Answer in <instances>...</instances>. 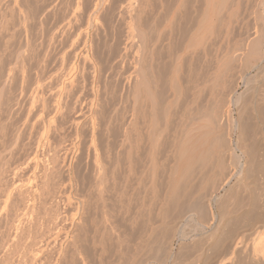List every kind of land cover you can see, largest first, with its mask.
I'll list each match as a JSON object with an SVG mask.
<instances>
[{
    "label": "rangeland",
    "instance_id": "1",
    "mask_svg": "<svg viewBox=\"0 0 264 264\" xmlns=\"http://www.w3.org/2000/svg\"><path fill=\"white\" fill-rule=\"evenodd\" d=\"M13 1L14 0H0V129H1L0 130V150L2 149L4 150V151L2 150V152L4 153H0V156L3 154L0 157V164L2 165L4 163L2 165V168L0 169L2 170L4 168L3 166H5L6 169L8 168L7 170L3 169L7 173L5 172L2 173L0 171V175L4 174L3 176H0V181L2 180V178H4L5 180V181L2 180V182H0V187H2L0 189L1 208L5 207V206L3 207L2 201L5 198L4 196V194L6 193L5 190H7L8 187H10V189L8 190H12L15 184L17 186L21 184L22 186L24 185V187L26 188V184L30 185L31 181L37 179V177H39L37 180H35L37 182L33 181L34 183L32 182V185L38 183V186H40L41 185L40 183L45 181L44 179H43L44 181H41V179L43 178V174H44L43 165L45 164L46 166L47 164L44 172L49 171L48 168H52V167L54 168H52L53 171L50 169V173L52 172L53 174L52 173L50 174L48 172L46 175V177L50 175L51 178L49 176L48 177L49 179H48V178H45L44 176L47 183L46 182H44L45 184L42 183L44 186L41 187L42 186L41 185L40 187L43 189L41 190V188H38L40 189L38 190V192L44 191L43 197L45 199L42 198V195H43L42 192L41 193L39 192L41 197H39L40 196L39 195L37 199L42 198L44 201L42 202V200L40 199H38L40 201H38L37 199L35 200L37 205L41 204V202L43 203L41 204V206L46 204V202L51 203V204H49L48 206V203H47L46 204L47 207L45 205L42 206L43 208L45 207L46 210L45 208L43 210V208H41L40 205H38L40 209L36 207L37 205H35V208L33 209H35L36 215L38 213V216L35 215L37 217L38 222H36V224L35 223L33 224V228L30 227L29 232L28 230L23 232L24 231L23 230L22 231L23 233L20 232V235L22 237L20 235L18 237L17 236L19 234L18 233L17 235L15 234V236H17L15 238L14 224L10 225L11 223H9L10 221L9 217L12 222V219L14 218L13 214L16 213L15 212L16 210L17 212L18 211L20 212V213L18 212V214L20 215H23L26 212L27 215L25 214L23 216L19 215L20 217L27 216L26 217L27 219L31 216L30 210H29L30 212L26 210L27 208L24 209L25 212H23L24 210H22L24 206H26L27 204L26 202L28 199H25L26 202L24 203L22 202L23 203L22 204L20 199L18 201L19 196H17L16 194H13L12 197L9 199L10 200L9 203L7 202L8 204H6V207H5L6 209L4 208L6 212H4L3 209L2 210L0 209V212H2V214L0 213V235H1L0 244H2V246H5V247L12 246V249L13 250L15 249L13 251L14 254L12 253V255H14V258H16L17 256L19 257L21 255L20 258L24 260V259H28L30 255L35 253L36 250L34 249H36V245L40 246L45 240V239L43 240V238H47L48 235L49 236L51 235V239H50L51 244H52L51 247L54 244L55 245L57 244L56 245L57 247L58 245H60L58 243H61V244L63 243L62 244L63 246L62 255L63 256L61 255L59 257L57 264H84V263L85 264H134L133 261H136L135 260L136 258L138 260L135 262V264L137 263L138 264H186V263L187 264H203L204 262L206 264L207 263L208 264H219V263L222 264L221 262H219L222 256H228V253L230 255V252L232 251L233 248H237V249L239 248L241 251H244L245 248H247L246 250H249L250 248L252 249L253 243L257 241V238L262 234L261 232L264 233V221H263L264 220V212H263L264 210V206H263L264 205V201H263L264 200V197H263L264 196V131H262L261 128L257 129V132L255 130L256 132L255 136L257 137L255 138L257 139V141L255 142V146H254L255 148L253 147V151L255 152L256 158L253 157V161H251L253 163V166L252 164H250V166L252 167L250 168L249 166L248 168L249 171L248 170L246 171V175H248L247 180L250 181L249 182L251 184L250 187L252 186L250 188V193L251 191H253L251 194L254 200L256 201V202L254 201V206H256L255 208L257 209L256 211H254L255 212L254 214L248 213V215L249 214L250 215L249 216L246 215L247 213L244 210H246L247 205L244 206L245 201H241V198H243L242 196L243 193H241V191L237 193V191L234 189L235 191L233 190L234 191L233 193L232 190L231 191L229 190L230 191L229 194H231L232 197L235 196V199L236 198L239 199L238 196L242 194L239 200L240 206L237 205L239 201L236 199V201H238L236 203L234 200V197L233 199H230V204H229V201H228L229 194L227 193L229 191L227 189H229L231 185L234 184L232 182H235L238 176V173L234 172L235 170H233L231 172L233 176L231 174L230 176H228L231 179L228 181V184H226L223 188L220 189L219 187L220 183L218 184L217 182L223 178L222 176L220 178L218 177L216 181L217 183L215 184L216 187H214V185L212 186L214 187V190L213 188L212 189L210 188L212 192L209 191L210 189H207V191L211 192L214 197L222 196L224 195V193L227 194L225 195L227 196V198L224 197L225 200L226 199L227 200L224 201V203H223L224 199L222 200L223 204L221 203V206L223 207L221 208V211L224 213L228 222L225 221L226 223L224 222L222 225L223 227H221L222 229H220L222 231V234L220 235V239H217L220 244L216 242L218 243L217 245L216 243H214L215 244L214 246L211 245L213 247L210 246V248H207L209 250H206L203 260H201L200 262L197 261L196 255H198V253L203 249V246H202L203 241H199L197 236H194L195 233L197 232H194L193 234H191L189 238L181 240L179 237V234H177L178 232H174V231L172 232L169 229V233H168V229L163 228V225L160 224L161 222H165L164 217L165 218L172 217L171 215H169L171 210L170 211L168 210L169 211L168 212L166 211L167 209H164L165 210L164 211L162 208L164 207L162 205V203H164L162 199L164 198L163 196H165L162 194H164L165 193L164 191H166L164 187L167 188L166 186L167 181L165 182V180H167L168 178H165V177L171 173L170 170L175 166V164L173 163L175 160L174 159L175 157H173L175 155L173 154V149L175 147H176L175 149H177V146H175V144L179 143L178 142L179 139H177L179 137L177 136L178 135L180 136L181 129L179 128H182L180 127L182 125H179L182 122V118L179 117L180 115H182L181 114L182 112L180 113V111L183 110L182 96L180 94L181 89H182L181 86L183 87L185 83V79L188 78L187 74L189 73V70L187 69L189 68L191 70L190 72L194 73L193 70L197 68V61L194 64V62H192L194 60H192L191 61L192 63H191L189 59H186L184 57L183 59L185 61L182 59L176 62V59L174 58L173 55H175V57L178 56L180 49L183 48L184 44L188 41V37L190 38V35H192V33L198 27L196 24L197 22L199 23V21L201 22L200 19L203 18L202 15H204L205 13V11L203 10H205L208 6L207 4H205L207 3L206 0H144V1L142 0V2L144 3L141 2L143 5L141 4L142 9L141 8L140 9L143 10V12L140 10L142 13L138 12L140 13V15L137 14L140 17L135 18L137 21L134 20V22L137 23L135 24V26L138 25L136 28L140 32L138 33V30L136 29L137 31L135 30V34L132 35L134 37L130 35V38L127 36L129 35V33L131 34L130 31L129 33H127L128 30H130V28L127 29L128 27H126L129 24L127 22L128 20H126L128 19V16L124 14L122 15L123 17L122 18L119 13H118L119 15L116 14L117 13L116 11H118V9L116 10L117 5L121 0L119 1L118 0H110V1L105 0L104 2L106 3L103 2V6L100 7V8L103 7V9L99 8L100 11L97 10L98 11L97 17L100 15L99 18L101 19L100 20L101 22H100L98 18L97 22L99 21V23H96L97 25L92 23L93 21L92 17L96 15L94 11H92L94 8L93 3L95 4L96 2L95 0H85V1L79 0L81 2H79L78 0H63V1L61 0L59 1L58 0H55V1L46 0L45 1L44 0L45 2L43 0L42 1L41 0H31L30 2H28L29 0L28 1L25 0L24 3H23L24 0L22 1L20 0L22 3L20 2L18 3L15 1L13 2ZM252 1L254 3H252ZM71 3L72 5H70ZM77 3L80 4L79 5L80 7L78 6ZM41 4L44 7L47 5V8L42 7ZM41 7L42 9L44 8L43 10H45L44 14H42L43 10L41 9ZM76 7H79V8H76ZM216 7H219V12H216V14L214 15L212 29L220 28L222 29V33L228 29L233 34L237 33V35H234L235 37L238 36L237 38H243L251 31L253 32L252 29H254V27H257L256 24H258L259 21H264V0H256V1L255 0H216ZM23 10H25L24 11L25 15L23 14ZM40 11L42 12L41 13L42 16L40 14ZM46 11H48L47 12L48 15L51 13H54L51 11H55V15H54L55 17L52 15L53 18L50 19L51 15H49L48 17L50 21L49 20L46 21L45 19H48L46 18V15H45ZM69 11H72L71 13L76 12L78 14V15L75 14L76 16L75 20L72 18L74 21L72 20L73 22L71 24L74 27L68 30L69 33L67 31L64 32L66 34L68 33L70 37L66 36L65 34H63L62 36H59L58 38L60 40H57L58 39L57 38L55 39L56 44L55 43L54 44L52 43L53 45L51 44L53 47L51 45L48 46L52 49L48 48L46 46V43H44V42H48V39H47L48 36L45 37L47 35V32L46 34L43 33L45 29H43L42 27H46V31H47L49 28L48 26L53 22L51 20L57 19L58 17L61 19V17L63 15L65 16V14L70 15L71 13L69 14L68 13ZM26 12L29 15V17L27 16ZM56 14L58 16H56ZM24 16H26L27 18ZM217 16L219 18H217ZM42 17H44L45 19ZM39 18H40V21L38 20ZM44 20L46 21V23L41 24V22L43 23ZM26 22H27V25H25ZM125 23H128V24H125ZM45 24L48 26H46ZM20 26H22V28L24 27L25 30L24 28L22 29ZM157 26L159 27L157 28ZM37 27L41 28L42 33L39 31L40 28H37ZM193 28H194V31H193ZM245 28H246V31H245ZM38 32L41 33L42 36ZM77 32H79L78 34H80L79 35L80 37L78 36V34H76ZM25 35H29L28 40L30 41L27 42L25 40L26 39ZM75 35H76V38H75ZM136 35L138 36L135 37ZM40 36L41 37L44 36L42 39L44 38L47 39V41L46 39H44L43 41L45 46H43V43L41 42L42 39H39ZM61 38L66 41V44H63L65 43L64 41L63 43L61 42L62 41ZM71 38H73L74 40L73 39L71 40ZM186 38L187 40H185ZM70 40L72 42H76L77 44L72 43ZM21 41L24 43H21ZM25 41H26V46H25ZM183 41L185 42L183 43ZM57 42L61 43V45ZM27 43H30V45H27ZM37 44H39V46ZM62 44L64 45V47L65 45H68L66 47V50H63L65 48L64 47L62 48L63 46ZM81 44L82 46H80ZM7 47L9 48L10 51L8 50ZM43 47H46L45 50L49 49L48 51L49 54L47 51H44ZM137 49H138V52H137ZM52 50L54 51V53ZM83 50L84 51L86 50L88 52L90 50L88 54L89 61L86 59H83L84 57L81 56L86 53L85 52L81 54ZM62 51L63 52L65 51L64 53L66 57L63 55L64 53ZM66 51L67 53H69V55H67ZM43 52L45 54H48L47 56L49 58L45 57V54L43 55ZM171 53L172 55H170ZM61 55L63 58L61 57ZM43 56L46 58L45 60H43L42 58ZM67 57H68V60H67ZM72 57L74 58V60L72 59ZM140 59L142 61H140ZM42 60H43V64H42ZM70 60L71 61L73 60L74 63L69 62ZM44 61H46L47 63H45ZM94 61L96 64L94 63ZM190 64H192V66ZM73 65L75 67L73 70V73H75L73 85L72 87L69 86L71 89L68 87V91L66 90L68 93L66 91L65 92L63 91L64 96L60 93L59 97L61 99L62 106L60 105L59 112L56 114L57 116H55L57 118L54 117V120H53L54 122L51 123L52 129L50 127L48 130V127H47L48 117L45 116V111L51 112L52 114L54 113V110H53L54 108L52 109V107H54L57 97L53 101V98H54L53 92L55 94L58 92L59 87L61 89L60 83L63 79L67 77V74H69L70 72L69 70H71ZM175 65H177L176 67L178 69L175 68ZM78 70H80V72ZM10 72L11 74H9ZM41 73L43 77H41L42 76ZM52 73L53 75H55L54 73H56L55 77L52 76ZM251 73H255V69H252ZM192 75L193 74H190V78L192 77ZM23 77L26 78L25 81ZM37 77H39V79H43L41 80L40 84L38 80H36ZM45 79H46V82H45ZM22 80H23V84H22ZM173 80L174 82H172ZM57 81H59L60 83ZM175 82H176V87L174 86ZM56 83H58L57 84L58 86L56 85ZM21 84L24 86L25 84L28 85V88L27 86L25 88L23 86V89H22ZM33 84L41 85V93H39L40 98L37 97V99H35L37 103H35L34 101L32 102L30 99L31 93L29 91L33 89V86H34ZM188 85H189L188 87H190L189 96L191 98L193 81H190ZM36 86L37 85H35V87ZM55 87L58 89H55ZM78 88L80 91L78 90ZM23 90H26V92ZM176 90L177 92H175ZM28 92H29V95H28ZM69 93L73 95H70ZM16 97H17V100L19 99L18 101L15 99ZM201 99L202 98L198 100L200 101ZM15 101L17 102L16 104H15ZM6 102L10 105L12 104L11 107L10 105L8 106ZM203 102L204 101L202 99L200 104L198 102L199 105L196 104L193 106L195 107L201 106L202 108ZM42 104L43 105L45 104L44 105L45 108L47 107L46 109H43L44 110L43 113L41 111L42 110L41 108H43ZM193 106H191L192 108L189 107L190 108L188 109L190 110L189 112L194 110L195 107ZM163 109H165L166 113L164 112ZM5 110L6 112L7 111L8 112L6 113ZM198 110H200V108H197V109L195 108V110L192 111V113L190 114L193 115V113ZM29 111L32 115L29 113ZM261 111L259 112L260 113L259 119H260V125L261 127H263L262 129L264 130V109H262ZM17 112L18 114H16ZM39 112L41 113L39 114ZM25 116H26V119H24ZM40 116L42 117L44 116V118ZM89 117H91L92 126L89 125L90 124ZM46 118H47V121H46ZM22 120L27 121V123L24 121L25 123L24 125ZM36 121L38 124L35 123ZM44 121L46 122L45 124L46 126L42 125L43 123H45ZM20 123L22 126H20ZM93 123L94 125L95 124L96 125L94 126ZM183 123L184 122H182L181 124ZM29 124L30 125L34 124V125L30 126ZM92 127L93 128L95 127L94 128L95 130L91 129ZM18 128L19 129L21 128L20 134L18 133L17 135L16 133L14 137V134L18 130ZM45 130H47V132H45ZM17 136H19V138H17ZM40 136L42 138H40ZM234 137L235 136L233 135V138ZM38 138H40L39 139L40 141L38 140ZM175 138L178 141L172 140ZM6 139L8 140V142ZM2 140L5 145L2 143ZM15 144L16 146H14ZM1 145L5 146L6 148L9 145V147L7 148L9 151L5 150L4 149L5 147L2 148ZM34 145L36 146V148H34L35 147ZM10 146H12V148H10ZM171 147H173L172 150H171ZM174 153H176V150L174 151ZM52 154H53V158L51 157ZM44 157L46 160L48 158L50 159L46 161ZM51 158L53 159V161L54 160L55 161L51 162L52 161ZM28 160L30 161V163ZM34 161H35V166H34ZM37 162L38 164H36ZM31 165H33L34 168ZM36 166L38 167V170ZM40 166L42 167L43 170L39 169ZM99 166L100 168L102 166L101 170ZM19 167H20V170H19ZM96 169L100 171V178L103 181L100 187H99V184L97 186L99 188L102 187L100 190L99 188L96 187L98 183L97 182L98 172L96 175ZM13 170L16 173L13 172ZM38 171H40V173L42 172L43 174L42 173L40 174ZM167 171L168 172L170 171V172L168 173ZM251 171H253L254 175H252ZM37 172L38 174H36ZM13 173L14 175H12ZM32 176L33 178L31 180L30 178ZM34 176L36 178H34ZM16 177L19 181H17ZM251 177H252V180H251ZM9 178L11 180L13 179L12 184H9L11 181ZM28 181H30V184ZM5 183L8 184V186L5 185ZM2 185L4 186V188ZM28 185L27 187H29ZM235 193L238 194V196L234 195ZM47 196H50L51 199ZM244 197H245V194H244ZM256 197L260 199H257ZM261 197H263V199ZM46 198H49V199H46ZM12 199L13 200L15 199V201H13ZM225 202H227L230 206ZM52 203L54 205L53 207H52ZM55 204L57 206H55ZM235 204L237 206H235ZM232 205L237 208H233ZM227 206L229 209L227 208ZM238 206L243 209H240ZM50 207H52L53 210L52 209L51 210L53 212L44 213L47 210L51 211ZM36 208L38 212H36ZM159 208H162L160 209V211L162 210L163 212H166V214L168 212L167 214L168 216L166 215L160 216V213L163 214V212L162 211L158 212ZM232 210H233V213H232ZM58 211H59V214H58ZM173 212L171 213L175 214V212L174 213ZM4 213H6L7 215L5 214L4 216ZM28 213H30L29 216H28ZM51 213L52 215L54 214L55 216H57V219H58V220L56 219L55 222H53V224L55 223L56 225L55 227L53 225L46 224V223H49L47 222V220L50 217H52ZM45 214H47L48 219L46 220V222H43L42 221L43 217L45 219L47 218L45 217L46 216ZM48 214L50 217L48 216ZM239 214H241V217ZM204 215L206 214L202 212V216L204 218L202 216H201V219H200V216L198 217L200 220L199 222H201L202 224L207 223L208 221L207 220L204 223L202 222L206 219L205 217H207V215L206 216ZM149 217L151 218L149 219ZM161 217L163 218V220H160ZM256 217H258L259 219ZM16 219L17 220L13 222L15 224H17L16 222L18 221V218ZM230 219H232V221L233 220L234 221L239 220V221L232 222ZM5 220H7L8 222H5ZM48 221H50V223L52 224L51 220H48ZM215 221H214V224H215ZM151 223L153 225H151ZM159 224L164 230L161 229ZM191 224H193L194 226V223L191 222ZM5 226H8L9 230L8 228H6L7 230L4 229ZM47 226H50L49 228L51 229H49ZM45 228H48V230H51L49 231L51 234H48L49 232L48 230H45ZM52 228H55L53 229L54 232ZM225 228H227V230ZM43 229L44 231H42ZM149 229H151V231L153 230L152 232L155 233V236L153 233L154 238L152 237V235L148 233L150 231ZM4 231L5 232L8 231V233L9 231L12 232L13 234L9 233V236L11 235L13 236L6 238L7 237L6 234L8 233H5ZM45 231H47L48 233H46ZM55 232H57V234H55ZM42 233L43 235L46 234L44 235L45 237L42 235ZM52 233H54V235H52ZM142 233H144L145 235ZM56 235L59 237L56 238L57 237ZM2 236H3V239H2ZM148 236L149 238H147ZM146 238H147V241H145V243L148 241H151L150 243L152 242L154 243V244L152 243V247H154L153 248L154 250L161 248L158 250L159 254L156 253L157 250L154 251L152 247L150 249V254H149V250L145 252L147 248H150L149 245H151V244L143 243V241ZM168 238L171 239L170 252L171 254H173L172 259L167 258L168 255H165L163 253L164 245L163 246L159 245L160 247L157 246V242L159 240L160 241L158 243H161V240H166V241L170 240ZM192 238H195L196 240ZM52 239H55L54 242ZM140 239H142V242ZM154 239H156L155 240L156 243ZM70 242L73 244H70ZM7 243L8 245L9 244L10 245L8 246ZM163 243L164 242H162L161 244ZM221 243L222 245L223 244L224 245L222 246ZM11 244L15 246L13 247V245ZM140 244H142V247L144 246L143 249ZM143 244H145L146 247ZM55 245L53 246V248H54V251L56 252ZM53 248L49 250L51 253L49 252V254L45 255V259L47 258L46 259L47 262H51V260L53 262V260L57 258V255L55 256V254L57 253H55L52 250ZM57 250H58V247H57ZM143 251L145 252V254H148V257L149 256L150 257L149 258L145 256L142 257V255H145V254H142ZM140 252L142 253L140 254ZM139 254L141 256L136 257ZM54 256L55 258L53 259ZM161 257L164 258V262L162 261L163 259Z\"/></svg>",
    "mask_w": 264,
    "mask_h": 264
},
{
    "label": "bare ground",
    "instance_id": "2",
    "mask_svg": "<svg viewBox=\"0 0 264 264\" xmlns=\"http://www.w3.org/2000/svg\"><path fill=\"white\" fill-rule=\"evenodd\" d=\"M15 2H20V3H22L20 0H14ZM13 1V2H14ZM28 1V0H27ZM27 1H26V3H27ZM31 0H29L28 2H30ZM42 1V0H41ZM44 1V0H43ZM46 1V0H45ZM44 1V2H45ZM52 1V0H51ZM53 1H55V0H53ZM59 1V0H58ZM61 1H63V0H61ZM79 1V0H78ZM77 1V2H78ZM85 1V0H84ZM96 2H95V4L93 3V5H94V8H93V10L92 11H94V13L96 14H94L93 12V14L95 15L94 17H92L93 18V21H92V23L93 24H96V23H99V21L101 20L99 17H100V15L97 17V10H99V8L101 7V6H103V2L105 1V0H95ZM108 1H110V0H108ZM119 1V0H118ZM117 1V2H118ZM123 1V2H122ZM144 1V0H143ZM256 1V0H255ZM25 2V0L23 1V3ZM48 2V1H47ZM75 2V1H74ZM79 2H81V1H79ZM78 2V3H79ZM94 2V1H93ZM99 2V3H98ZM115 2V1H114ZM142 0H121L119 3H118V5H117V8H116V10L118 9V11H116L115 9V11L117 12L116 14L117 15H121V17H122V15H127L128 16V19H126V20H128L127 22L129 23H125V24H128V26H126V27H128L127 29H129L130 28V30H128V32L127 33H129V31L131 32V34L129 33V35H127L129 38H130V35L132 36L133 34H135V30L137 29L136 27L138 26H135V24H137V23H135L134 22V20L135 21H137L135 18H139L140 16H138L137 14H139L140 15V13H138V12H143V10H141L142 8V6H141V4L142 3H144V2H142ZM206 2L207 3H205V4H207L208 6H207V8L205 9V10H203V11H205V13H204V15H202V17H200V18H202V19H200L201 20V22L199 21V23L197 22V28L195 29V31H194V28H193V33H192V35H190V38L188 37V41L184 44V46H183V48H181L180 49V51H179V54H178V56L177 57H175V55H173L174 56V58L176 59V62H178V61H180V60H182L184 57L186 58V59H189L190 60V62L192 61V60H194V61H192V62H194V64L196 63V61H197V68L195 69V70H193L194 71V73H192V72H190L191 70L188 68L187 70H189V73L187 74L188 75V78H186L185 79V83H184V85H183V87L181 86V96H182V102H183V104H182V106H183V110L182 111H180V113L182 114V115H180L179 117L180 118H182V122H184L183 124H179V125H182V126H180V127H182V128H179V129H181V132H180V136L178 135L177 137H179V138H177V139H179V141L175 138V139H172V140H175V141H178L179 143L177 144H175L174 142V144H175V146H177V149H173V154H175L173 157H175L174 159V164H175V166L170 170L171 171V173L170 174H166L167 176L165 177V178H168L167 180H165V182L167 181V184H166V186H167V188H165L164 187V189H166V191H164L165 193L164 194H162V195H165V196H163L164 198L162 199L163 201H164V203H162V205L164 206V207H166V208H164V207H162V205H161V207L163 208V210L164 209H167L166 211H170L171 210V212H175V214H172L171 212V214L169 213V215H171L170 217L171 218H165L164 217V220H165V222H158V223H160V224H162L163 225V228H165V229H168V233H169V229H170V231H174V232H178L177 234H179V237H180V239L182 240H184V239H186V238H189V236L191 235V234H193L194 232H197V233H195V235L194 236H197V238H198V240L199 241H203V249L201 250V248H200V252L198 253V255H196L197 256V261H201V260H203V257L205 256V253H206V250H209V249H207V248H210V246L211 245H215L214 243H216V242H218V240L217 239H220V235L222 234V231L220 230V229H222L221 227H223L222 225H223V223L226 221V222H228L227 221V219H226V217H225V215H224V213L221 211V208L223 207V206H221V203H222V200H223V203H224V201H226L225 200V198L224 197H226L227 198V196H225V195H227V194H225L224 193V195H222V196H219V197H214L213 196V194L211 193L212 192V188H213V190H214V187H216L215 186V184L218 182V184L220 183V185H219V187H220V189L221 188H223L226 184H228V181L231 179L230 177H228V176H230V174L232 175V171L233 170H235L234 172H237L238 173V176H237V178H236V181L235 182H232V183H234V184H232L231 185V187L229 188V189H227L228 191L230 190H236L237 191V193H239V191H241V193H243V198H241V195L240 196H238V194H234V195H236V196H238L239 197V199H237L238 201L240 200V198H241V201H245V204H244V206H246V210H244L247 214V216H249L248 215V213H255L254 211H256V209L257 208H255L256 206H254V198H253V196H252V192L253 191H251V193H250V188L252 187H250V181H248L247 180V176L248 175H246V171L248 170V168H249V166H250V164H252V166H253V163L251 162V161H253V157H255L256 158V156H255V152L253 151V147L255 146V142L257 141V137L255 136L256 134V132H257V129H259V128H261V130L262 131H264L262 128L263 127H261V125H260V119H259V112L262 110V109H264V21H259L258 22V24H256L257 25V27H254V29H252L253 30V32L251 31L250 33H248L246 36H244L243 38H237L238 36H234V35H237V33L236 34H233L232 32H230L228 29V31L226 30L225 32H223L222 33V29H212V23H213V18H214V15L216 14V12H219V7H216V0H206ZM50 3V2H49ZM58 3V2H57ZM63 3V2H62ZM76 3V2H75ZM77 3V4H78ZM84 3V2H83ZM104 3H106V2H104ZM108 3V2H107ZM111 3V2H110ZM116 3V2H115ZM252 3H254L253 1H252ZM17 4V3H16ZM29 4H31V3H29ZM52 4V3H51ZM54 4V3H53ZM56 4V3H55ZM149 4V3H148ZM26 5V4H25ZM42 5V4H41ZM44 5H46V4H44ZM68 5V4H67ZM70 5H72V3L70 4ZM80 4H78V6H79ZM105 5H107V4H105ZM143 5V4H142ZM249 5V4H248ZM17 6V5H16ZM19 6V5H18ZM27 6V5H26ZM31 6V5H30ZM36 6V5H35ZM64 6V5H63ZM75 6V5H74ZM83 6V5H82ZM81 6V7H82ZM89 6V5H88ZM87 6V7H88ZM115 6H116V4H115ZM220 6V5H219ZM21 7V6H20ZM42 7H44L43 5H42ZM42 7H41V9H42ZM46 8H47V5L45 6ZM44 7V8H45ZM54 7V6H53ZM80 7V6H79ZM79 7H76V8H79ZM85 7V6H84ZM144 7V6H143ZM181 7V6H180ZM233 7V6H232ZM247 7V6H246ZM251 7V6H250ZM26 8V7H25ZM43 8V9H44ZM57 8V7H56ZM68 8V7H67ZM141 8V9H140ZM205 8V7H204ZM33 9V8H32ZM36 9V8H35ZM42 9V10H43ZM70 9V8H69ZM68 9V10H69ZM100 9H103V7L102 8H100ZM40 10V9H39ZM41 10V11H42ZM51 10H52V8H51ZM86 10V9H85ZM141 10V11H140ZM152 10V9H151ZM164 10V9H163ZM227 10V9H226ZM24 11L25 10H23V14H24ZM30 11V10H29ZM35 11V10H34ZM37 11V10H36ZM40 11V14L42 13V14H44V11L45 10H43L42 12ZM100 11V10H99ZM114 11V12H115ZM220 11H221V9H220ZM236 11V10H235ZM48 11H46V13H47ZM51 12H54V13H51V14H49V15H55V11H51ZM72 11H69L68 13L70 14ZM141 12V13H142ZM21 13V12H20ZM28 13H30V12H28ZM45 13V15H46V18H48V19H45L44 17H42V18H44L46 21L47 20H49V15H48V13L46 14ZM64 13H66V12H64ZM119 13V14H118ZM148 13V12H147ZM241 13V12H240ZM244 13V12H243ZM23 14H21V15H23ZM26 14H27V12H26ZM42 14H41V16H42ZM75 14H77L76 12L74 13H71L70 15H67V14H65V16L63 15L62 17H61V19L59 18H57V19H54V20H51V21H53L49 26L48 25H46V26H48L47 28H48V30L46 31V27H42V25H41V27L43 28V29H45V31L43 32V33H45L46 34V32H47V35L45 36V37H47L48 36V42H44V43H46V46L48 47V46H50L52 43L54 44L55 43V39H57L59 36H62L63 34H65L66 36H69L70 37V35L68 34L69 33V29L71 28H73L74 26L71 24L74 20H75ZM155 14V13H154ZM164 14V13H163ZM183 14V13H182ZM203 14V13H202ZM219 14V13H218ZM25 15V14H24ZM78 15V14H77ZM242 15V14H241ZM19 16V15H18ZM27 16L29 17V15L27 14ZM31 16V15H30ZM44 16V15H43ZM50 16V19H52L53 18V16L51 17ZM56 16H58L57 14H56ZM90 16V15H89ZM138 16V17H137ZM24 17H26V16H24ZM32 17V16H31ZM37 17V16H36ZM55 17V16H54ZM119 17V16H118ZM125 17V16H124ZM19 18V17H18ZM27 18V17H26ZM74 20H73V19ZM91 18V19H92ZM98 18H99V21L97 22V20H98ZM123 18V17H122ZM181 18V17H180ZM217 18H219L218 16H217ZM35 19V18H34ZM141 19V18H140ZM233 19V18H232ZM242 19V18H241ZM247 19V18H246ZM21 20V19H20ZM20 20H19V22H20ZM27 20V19H26ZM32 20V19H31ZM39 21H40V18L38 19ZM43 21V23L41 22V24H44V23H46V21ZM73 20V21H72ZM88 20V19H87ZM142 20V19H141ZM259 20V19H258ZM50 21V20H49ZM217 21H218V19H217ZM233 21V20H232ZM241 21V20H240ZM22 22H23V20H22ZM101 22V21H100ZM242 22V21H241ZM25 23V22H24ZM111 23V22H110ZM245 23V22H244ZM8 24V23H7ZM38 24H39V22H38ZM37 24V25H38ZM89 24H90V22H89ZM198 24H200V25H198ZM219 24V23H218ZM21 25V24H20ZM25 25H27V22H26V24ZM97 25V24H96ZM221 25V24H220ZM44 26V25H43ZM90 26H91V24H90ZM113 26V25H112ZM141 26V25H140ZM146 26H148V25H146ZM195 26V25H194ZM242 26V25H241ZM21 28H22V26H20ZM95 27H97V26H95ZM144 27V26H143ZM159 26H157V28H158ZM246 27V26H245ZM253 27V26H252ZM19 28V27H18ZM20 28V29H21ZM24 28V27H23ZM22 28V29H23ZM31 28H33V27H31ZM37 28H40V27H37ZM214 28V27H213ZM238 28V27H237ZM242 28V27H241ZM244 28V27H243ZM19 29V30H20ZM224 29V28H223ZM24 30H25V28H24ZM36 30V29H35ZM138 30V29H137ZM136 30V31H137ZM142 30V29H141ZM151 30V29H150ZM160 30V29H159ZM31 31H32V29H31ZM40 32H41V28H40V30H39ZM68 32L67 34L66 33H64V32ZM72 31V30H71ZM70 31V32H71ZM86 31V30H85ZM143 31V30H142ZM155 31V30H154ZM182 31V30H181ZM236 31V30H235ZM245 31H246V28H245ZM248 31V30H247ZM4 32V31H3ZM25 32V31H24ZM26 32H27V30H26ZM25 32V33H26ZM140 31L138 30V33H139ZM164 32V31H163ZM237 32V31H236ZM30 33V32H29ZM37 33V32H36ZM39 33V32H38ZM42 33V32H41ZM41 33H39L41 36H42V34ZM75 33V32H74ZM79 32H77L76 34H78ZM81 33V32H80ZM191 33V32H190ZM189 33V34H190ZM245 33V32H244ZM137 34V33H136ZM161 34V33H160ZM24 35V34H23ZM35 35V34H34ZM80 34H78V36H79ZM26 36V41L28 42V41H30V40H28L29 39V35H25ZM37 36V35H36ZM40 36V38L39 39H42L43 37H41ZM77 36V37H78ZM84 36V35H83ZM138 35H136L135 37H137ZM151 36V35H150ZM160 36H162V35H160ZM8 37H10V36H8ZM28 37V38H27ZM80 37V36H79ZM86 37V36H85ZM127 37V38H128ZM132 37H134V36H132ZM6 38V37H5ZM63 38V37H62ZM61 38V39H62ZM75 38H76V35H75ZM7 39V38H6ZM24 39V38H23ZM44 39H46V38H44ZM44 39H42V43H43V41H44ZM47 39H46V41H47ZM64 39V38H63ZM62 39V43H63V41L65 42V43H63V44H66V41L65 40H63ZM66 39V38H65ZM73 38H71V40H72ZM80 39V38H79ZM85 39V38H84ZM133 39V38H132ZM4 40V39H3ZM57 40H60L59 38L57 39ZM70 40V41H71ZM74 40V39H73ZM92 40V39H91ZM147 40V39H146ZM149 40V39H148ZM154 40V39H153ZM185 40H187V38L185 39ZM6 41V40H5ZM13 41V40H12ZM26 41H25V46H26ZM39 41V40H38ZM75 41H77V40H75ZM129 41V40H128ZM15 42V41H14ZM40 42V43H41ZM72 42V41H71ZM70 42V43H71ZM84 42V41H83ZM185 41H183V43H184ZM21 43H24V42H22L21 41ZM39 43V44H40ZM43 43V46H45V44ZM57 43H59V42H57ZM69 43V44H70ZM72 43H75V44H77L76 42H72ZM182 43V44H183ZM2 44V43H1ZM11 44V43H10ZM39 44H37L38 46H39ZM52 44V45H53ZM56 44V43H55ZM60 45H61V43H59ZM59 44H57V45H59ZM62 44V45H63ZM128 44V43H127ZM133 44V43H132ZM23 45V44H22ZM27 45H30V43H27ZM32 45V44H31ZM33 45H34V43H33ZM41 45V44H40ZM51 45V46H52ZM71 45V44H70ZM69 45V46H70ZM79 45V44H78ZM5 46H6V44H5ZM42 46V45H41ZM68 45H65V47H64V45L62 46V48L64 47L65 49H63V50H66V47H67ZM80 46H82V44L80 45ZM126 46V45H125ZM29 47V46H28ZM53 47V46H52ZM86 47V46H85ZM90 47V46H89ZM8 48V47H7ZM27 48V47H26ZM44 48V51H49V49H46L45 50V48L46 47H43ZM42 48V49H43ZM48 48H50V47H48ZM61 48V49H62ZM70 48V47H69ZM68 48V49H69ZM97 48V47H96ZM20 49V48H19ZM23 49V48H22ZM25 49V48H24ZM30 49V48H29ZM50 49H52V48H50ZM75 49V48H74ZM83 49V48H82ZM85 49V48H84ZM4 50V49H3ZM6 50V49H5ZM8 50H9V48H8ZM21 50V49H20ZM10 51V50H9ZM27 51V50H26ZM30 51V50H29ZM53 51V50H52ZM153 51V50H152ZM17 52H18V50H17ZM46 52V53H47ZM63 52V51H62ZM65 52V51H64ZM63 52V53H64ZM68 52H69V50H68ZM86 52V53H85ZM89 52H90V50H89ZM89 52L88 51H84L83 50V52H81V54H83V53H85V54H83V55H81L80 53V55L82 56V57H84L83 59H86V60H88L89 58H88V54H89ZM96 52V51H95ZM137 52H138V49H137ZM28 53V52H27ZM53 53H54V51H53ZM60 53V52H59ZM66 53H67V51H66ZM74 53H76V52H74ZM30 54V53H29ZM36 54V53H35ZM45 53L43 52V55H44ZM48 54H49V52H48ZM48 54H45V57H48L47 55ZM91 54V53H90ZM99 54V53H98ZM120 54V53H119ZM139 54H140V52H139ZM1 55H2V53H1ZM9 55V54H8ZM27 55V54H26ZM34 55V54H33ZM56 55V54H55ZM64 56H65V53L63 54ZM67 55H69V53H67ZM147 55V54H146ZM170 55H172V53L170 54ZM10 56V55H9ZM8 56V57H9ZM15 56V55H14ZM73 56V55H72ZM74 56H75V54H74ZM73 56V57H74ZM80 56V57H81ZM91 56V55H90ZM89 56V57H90ZM144 56V55H143ZM4 57H6V56H4ZM22 57H23V55H22ZM44 56L42 57L43 58V60H45L46 58H45ZM61 57H62V55H61ZM66 57V56H65ZM72 57V59L74 60V58ZM81 57V58H82ZM119 57V56H118ZM49 58V57H48ZM63 58V57H62ZM52 59V58H51ZM59 59V58H58ZM65 59V58H64ZM80 59V58H79ZM95 59V58H94ZM21 60V59H20ZM26 60V59H25ZM43 60H42V64H43ZM67 60H68V57H67ZM73 60L71 61H69V62H73ZM91 60V59H90ZM97 60V59H96ZM95 60V61H96ZM138 60H139V58H138ZM137 60V61H138ZM146 60V59H145ZM184 60V59H183ZM189 60H188V62H189ZM34 61V60H33ZM41 61V60H40ZM89 61V60H88ZM95 61H94V63H95ZM140 61H142L141 59H140ZM185 61V60H184ZM21 62V61H20ZM27 62V61H26ZM45 63H47L46 61H44ZM52 62V61H51ZM55 62V61H54ZM65 62V61H64ZM77 62V61H76ZM85 62V61H84ZM136 62V61H135ZM175 62V63H176ZM191 62V63H192ZM24 63V62H23ZM22 63V64H23ZM60 63H61V61H60ZM74 63V62H73ZM138 63V62H137ZM141 63V62H140ZM180 63V62H179ZM178 63V64H179ZM183 63V62H182ZM186 63V62H185ZM199 63V64H198ZM36 64V63H35ZM41 64V63H40ZM70 64V63H69ZM76 64V63H75ZM91 64H92V62H91ZM96 64V63H95ZM172 64H173V62H172ZM33 65V64H32ZM49 65V64H48ZM62 65H63V63H62ZM80 65V64H79ZM191 66H192V64H190ZM189 65V66H190ZM20 66V65H19ZM30 66V65H29ZM34 66V65H33ZM76 66V65H75ZM135 66V65H134ZM172 66V65H171ZM177 65H175V68H177L176 67ZM181 66V65H180ZM183 66V65H182ZM190 66V67H191ZM5 67V66H4ZM45 67V66H44ZM91 67V66H90ZM94 67V66H93ZM99 67V66H98ZM32 68V67H31ZM50 68V67H49ZM48 68V69H49ZM68 68V67H67ZM73 68V69H72ZM71 68V70H69L70 72H69V74H67V77L65 78V79H63L62 81H61V83L59 82V81H57V82H59L61 85V89H60V87H59V89L58 88H56L55 87V89H58V92L57 93H55L54 94V92H53V101H54V99L56 98V102H55V105H54V107H52V109L54 110V113L52 114L51 112H48V111H45V116H47L48 117V123H47V127H48V130H49V128L52 126L51 125V123L52 122H54L53 120H54V117L55 116H57L56 114L59 112V108H60V105L62 106V103H61V99H60V93L63 95L64 93H63V91L65 92L66 90L68 91V87L70 86V87H72V85H73V80H74V78H75V73H73V70H74V65H73V67ZM79 68V67H78ZM174 68V69H175ZM2 69V68H1ZM5 69V68H4ZM14 69V68H13ZM26 69V68H25ZM92 69V68H91ZM145 69V68H144ZM154 69V68H153ZM178 69V68H177ZM176 69V70H177ZM183 69V68H182ZM252 69H255V73H251V71H252ZM20 70V69H19ZM42 70V69H41ZM54 70V69H53ZM89 70V69H88ZM98 70V69H97ZM140 70V69H139ZM149 70V69H148ZM14 71V70H13ZM25 71V70H24ZM27 71V70H26ZM55 71V70H54ZM53 71V72H54ZM79 72H80V70H78ZM93 71V70H92ZM95 71V70H94ZM20 72V71H19ZM33 72V71H32ZM61 72V71H60ZM82 72V71H81ZM158 72V71H157ZM178 72V71H177ZM4 73V72H3ZM34 73V72H33ZM38 73V72H37ZM36 73V74H37ZM44 73V72H43ZM51 73V72H50ZM49 73V74H50ZM92 73V72H91ZM160 73V72H159ZM176 73V72H175ZM186 73V72H185ZM9 74H11V72L9 73ZM46 74V73H45ZM55 75H56V73H54ZM82 74V73H81ZM93 74V73H92ZM98 74H100V73H98ZM190 74H193L192 75V77L190 78ZM13 75V74H12ZM22 75V74H21ZM41 75H42V73H41ZM51 75V74H50ZM55 75H53V73H52V76H54L55 77ZM136 75V74H135ZM5 76V75H4ZM8 76V75H7ZM25 76H27V75H25ZM57 76H58V74H57ZM60 76V75H59ZM98 76V75H97ZM2 77V76H1ZM9 77V76H8ZM29 77V76H28ZM41 77H43V75L41 76ZM24 78V81H25V77H23ZM47 78V77H46ZM91 78V77H90ZM161 78V77H160ZM8 79V78H7ZM6 79V80H7ZM35 79V78H34ZM48 79V78H47ZM51 79V78H50ZM3 80V79H2ZM36 80H38V82H39V84H40V82H41V80H43V79H39V77H37L36 78ZM35 80V81H36ZM54 80V79H53ZM148 80V79H147ZM174 80H175V78H174ZM174 80L172 81V82H174ZM8 81V80H7ZM17 81V80H16ZM27 81V80H26ZM34 81V82H35ZM49 81H51V80H49ZM158 81V80H157ZM190 81H193V88H192V93H191V98H190V96H189V94H190V92H189V88L190 87H188L189 85V82ZM37 82V81H36ZM44 82V81H43ZM45 82H46V79H45ZM75 82V81H74ZM91 82V81H90ZM93 82V81H92ZM19 83V82H18ZM25 83V82H24ZM27 83V82H26ZM55 83V82H54ZM162 83V82H161ZM192 83V82H191ZM22 84H23V80H22ZM21 84V85H22ZM42 84V83H41ZM58 83H56V85H57ZM150 84V83H149ZM164 84H165V82H164ZM173 84V83H172ZM34 85V84H33ZM35 85H37L36 87H35ZM34 86H33V89H31V91H29L31 94H30V96H31V101L33 102H35V103H37L36 102V100L35 99H37V97H39L40 98V96H39V93H41V85H38V84H35ZM43 85V84H42ZM78 85H79V83H78ZM6 86V85H5ZM23 86L24 85H22L21 87H22V89H23ZM27 86V88H28V85H26L25 84V86H24V88ZM44 86V85H43ZM47 86H49V85H47ZM58 86V85H57ZM175 87H176V82H175V85H174ZM174 86H173V88H174ZM13 87V86H12ZM69 87V88H70ZM27 88H26V90H27ZM50 88V87H49ZM172 88V87H171ZM44 89V88H43ZM47 89V88H46ZM71 89V88H70ZM179 89V88H178ZM26 90H23V91H25L26 92ZM50 90V89H49ZM75 90V89H74ZM78 90H79V88H78ZM174 90V89H173ZM13 91V90H12ZM66 91V92H67ZM73 91V90H72ZM80 91V90H79ZM180 91V90H179ZM179 91H178V93H179ZM24 92V93H25ZM29 92H28V95H29ZM51 92V91H50ZM175 92H177V90L175 91ZM68 93V92H67ZM67 93H65V94H67ZM96 93V92H95ZM8 94H10V93H8ZM70 94V93H69ZM176 94V93H175ZM19 95V94H18ZM21 95V94H20ZM51 95V94H50ZM55 95H57V96H55ZM70 95H73V94H70ZM92 95V94H91ZM29 96V97H30ZM64 96V95H63ZM69 96V95H68ZM135 96V95H134ZM11 97V96H10ZM62 97V96H61ZM75 97V96H74ZM158 97V96H157ZM159 97H160V95H159ZM13 98V97H12ZM20 98V97H19ZM21 98H22V96H21ZM93 98V97H92ZM96 98V97H95ZM200 98H202L203 99V103H202V108H201V106L199 107V106H193V105H196V104H198V102H199V104H200V102H201V100L199 101L198 99H200ZM14 99V98H13ZM16 100H17V97L15 98ZM76 99V98H75ZM97 99V98H96ZM161 99V98H160ZM159 99V100H160ZM7 100V99H6ZM11 100V99H10ZM19 100V99H18ZM17 100V101H18ZM82 100V99H81ZM13 101V100H12ZM46 101V100H45ZM49 101V100H48ZM162 101V100H161ZM198 101V102H197ZM10 102V101H9ZM41 102H43V101H41ZM63 102V101H62ZM71 102V101H70ZM98 102V101H97ZM157 102V101H156ZM7 103V102H6ZM17 102L15 101V104H16ZM61 103V104H60ZM76 103V102H75ZM94 103H95V101H94ZM100 103V102H99ZM8 104V103H7ZM6 104V105H7ZM13 104H14V102H13ZM19 104H21V103H19ZM32 104H34V103H32ZM41 104V103H40ZM54 104V103H53ZM65 104V103H64ZM198 104V105H199ZM10 104H8V106H9ZM12 105V104H11ZM11 105H10V107H11ZM38 105V104H37ZM43 105V104H42ZM45 105V104H44ZM44 105H43V108H41L42 110V113H43V109H46L45 107H44ZM47 105V104H46ZM85 105V104H84ZM91 105V104H90ZM95 105V104H94ZM163 105V104H162ZM14 106V105H13ZM21 106V105H20ZM32 106V105H31ZM41 106V105H40ZM40 106H38V107H40ZM136 106V105H135ZM181 106V107H182ZM191 106H193V107H195L196 109L197 108H200V110H198V111H196V112H194L193 113V115L192 114H190V113H192V111H194L195 110V108H194V110H192L191 112H189L190 110H188V109H190V108H192ZM3 107V106H2ZM6 107V106H5ZM4 107V108H5ZM16 107V106H15ZM35 107H37V106H35ZM64 107H65V105H64ZM95 107V106H94ZM166 107V106H165ZM190 107V108H189ZM3 108V109H4ZM75 108V107H74ZM9 109V108H8ZM13 109V108H12ZM15 109V108H14ZM64 109V108H63ZM78 109V108H77ZM90 109V108H89ZM166 109V108H165ZM165 109H163L164 110V112H165ZM7 110V109H6ZM6 110H5V112H6ZM31 110V109H30ZM37 110V109H36ZM35 110V111H36ZM34 111V110H33ZM32 111V112H33ZM68 111V110H67ZM88 111V110H87ZM8 112V111H7ZM6 112V113H7ZM86 112V111H85ZM262 112V111H261ZM5 113V114H6ZM29 113H30V111H29ZM41 112H39V114H40ZM60 113H61V111H60ZM82 113H83V111H82ZM166 113V112H165ZM12 114V113H11ZM16 114H18V112L16 113ZM31 114V113H30ZM86 114V113H85ZM88 114V113H87ZM90 114H91V112H90ZM89 114V115H90ZM29 115V114H28ZM32 115V114H31ZM36 115V114H35ZM42 115V114H41ZM77 115V114H76ZM92 115H94V114H92ZM97 115V114H96ZM18 116V115H17ZM23 116V115H22ZM34 116V115H33ZM38 116V115H37ZM64 116V115H63ZM182 116V117H181ZM7 117V116H6ZM29 117V116H28ZM28 117H27V119H28ZM40 117H42V116H40ZM93 117V116H92ZM162 117V116H161ZM178 117V118H179ZM20 118V117H19ZM42 118H44V116L42 117ZM55 118H57V117H55ZM90 119H89V121H90V126H92L91 125V117H89ZM94 118V117H93ZM261 118V117H260ZM3 119V118H2ZM8 119V118H7ZM24 119H26V116H25V118ZM41 119V118H40ZM95 119V118H94ZM101 119V118H100ZM13 120V119H12ZM36 120V119H35ZM38 120H39V118H38ZM42 120V119H41ZM45 120V119H44ZM181 120V119H180ZM5 121V120H4ZM23 121V120H22ZM21 121V122H22ZM25 121V120H24ZM24 121H23V124L25 125V123H24ZM33 121V120H32ZM31 121V122H32ZM46 121H47V118H46ZM86 121V120H85ZM26 123H27V121H25ZM39 122V121H38ZM43 122V121H42ZM45 122V121H44ZM77 122H78V120H77ZM94 122V121H93ZM105 122V121H104ZM29 123V122H28ZM33 123V122H32ZM35 123H37V121L35 122ZM76 123V122H75ZM263 123V122H262ZM261 123V124H262ZM38 124V123H37ZM40 124V123H39ZM46 124V122L45 123H43L42 125H45ZM77 124V123H76ZM105 124V123H104ZM30 125V124H29ZM32 125V124H31ZM30 125V126H31ZM34 125V124H33ZM32 125V126H33ZM41 125V126H42ZM93 125H94V123H93ZM96 125V124H95ZM94 125V126H95ZM20 126H22L21 125V123H20ZM37 126V125H36ZM40 126V125H39ZM46 126V125H45ZM44 126V127H45ZM60 126V125H59ZM98 126V125H97ZM103 126H105V125H103ZM28 127V126H27ZM43 127V128H44ZM55 127V126H54ZM257 127V128H256ZM8 128V127H7ZM46 128V127H45ZM44 128V129H45ZM95 128V127H94ZM93 127L91 128V129H94ZM98 128V127H97ZM3 129V128H2ZM15 129V128H14ZM17 129V128H16ZM47 129V128H46ZM51 129H52V127H51ZM54 129V128H53ZM1 130V129H0ZM4 130V129H3ZM20 130H21V128L19 129L18 128V130L15 132V134H14V137H15V135H16V133H17V135H18V133L20 134ZM95 130V129H94ZM255 130H256V132H255ZM15 131V130H14ZM13 131V132H14ZM41 131H42V129H41ZM59 131V130H58ZM92 131V130H91ZM28 132V131H27ZM45 132H47V130H45ZM61 132V131H60ZM259 132V131H258ZM261 132V131H260ZM8 134V133H7ZM12 134V135H13ZM24 134V133H23ZM43 134H45V133H43ZM50 134V133H49ZM48 134V135H49ZM261 134V133H260ZM30 135V134H29ZM38 135V134H37ZM160 135V134H159ZM233 135L235 136L234 138H233ZM258 135V134H257ZM2 136V135H1ZM20 136V135H19ZM19 136H17V138H19ZM27 136V135H26ZM259 136V135H258ZM13 137V138H14ZM32 137V136H31ZM158 137V136H157ZM256 137V138H255ZM22 138V137H21ZM29 138V137H28ZM40 138H42L41 136H40ZM40 138H38V140L40 139ZM159 138V137H158ZM48 139V138H47ZM7 140V139H6ZM58 140V139H57ZM40 141V140H39ZM7 142H8V140H7ZM6 142V143H7ZM35 142V141H34ZM45 142V141H44ZM49 142H50V140H49ZM48 142V143H49ZM61 142V141H60ZM73 142V141H72ZM155 142V141H154ZM2 143H3V140H2ZM1 143V144H2ZM10 143V142H9ZM14 143H15V141H14ZM25 143V142H24ZM58 143V142H57ZM4 144V143H3ZM11 144H13V143H11ZM10 144V145H11ZM21 144V143H20ZM30 144V143H29ZM40 144V143H39ZM155 144V143H154ZM5 145V144H4ZM23 145V144H22ZM60 145V144H59ZM71 145V144H70ZM76 145H78V144H76ZM2 146V145H1ZM14 146H16V144L14 145ZM19 146V145H18ZM28 146V145H27ZM35 146V145H34ZM46 146V145H45ZM51 146V145H50ZM56 146H58V145H56ZM55 146V147H56ZM93 146V145H92ZM95 146V145H94ZM173 146V145H172ZM5 146H2V148H4ZM8 147H9V145H8ZM7 147V148H8ZM43 147H44V145H43ZM90 147V146H89ZM96 147V146H95ZM6 147L4 148L5 150H8ZM10 148H12V146H10ZM17 148V147H16ZM20 148V147H19ZM34 148H36V146L34 147ZM49 148V147H48ZM59 148V147H58ZM73 148V147H72ZM172 148L173 147H171V150H172ZM255 148V147H254ZM53 149V148H52ZM51 149V150H52ZM91 149V148H90ZM3 150V149H2ZM2 150H0L1 152L0 153H4V152H2ZM29 150V149H28ZM46 150V149H45ZM49 150V149H48ZM69 150V149H68ZM77 150V149H76ZM176 150V153H174V151ZM4 151V150H3ZM9 151V150H8ZM41 151V150H40ZM70 151V150H69ZM7 152V151H6ZM19 152V151H18ZM45 152V151H44ZM67 152V151H66ZM77 152V151H76ZM10 153V152H9ZM31 153V152H30ZM51 153H52V151H51ZM172 154V155H173ZM3 155V154H2ZM1 155V156H2ZM15 155V154H14ZM26 155V154H25ZM34 155V154H33ZM69 155V154H68ZM0 156V157H1ZM24 156V155H23ZM27 156V155H26ZM70 156V155H69ZM15 157V156H14ZM31 157V156H30ZM37 157V156H36ZM51 157L53 158V154L51 155ZM71 157V156H70ZM28 158V157H27ZM51 158V159H52ZM63 158V157H62ZM24 159H26V158H24ZM43 159V158H42ZM44 159H45V157H44ZM50 158H48L47 160H49ZM173 159V158H172ZM33 160V159H32ZM31 160V161H32ZM46 160V159H45ZM46 160V161H47ZM3 161V160H2ZM29 161V160H28ZM40 161V160H39ZM55 161V160H54ZM53 161V159H52V161L51 162H54ZM42 162V161H41ZM40 162V163H41ZM3 163V162H2ZM29 163H30V161H29ZM39 163V164H40ZM44 163V162H43ZM50 163V162H49ZM63 163V162H62ZM4 164V163H3ZM2 164V165H3ZM7 164V163H6ZM26 164V163H25ZM32 164V163H31ZM36 164H38V162L36 163ZM42 164V163H41ZM165 164V163H164ZM172 164V163H171ZM2 165L0 164V168H2ZM27 165V164H26ZM55 165V164H54ZM68 165V164H67ZM70 165V164H69ZM96 165V164H95ZM140 165V164H139ZM9 166V165H8ZM33 168H34V166H35V161H34V166L33 165H31ZM38 166V165H37ZM36 166V167H37ZM42 166V165H41ZM40 166V167H41ZM46 166H47V164H46ZM45 164L43 165V167H44V170L46 169L45 167ZM56 166V165H55ZM97 166V165H96ZM252 166H250V168L252 167ZM255 166V165H254ZM4 168V170L6 169L5 168V166H3ZM39 167V169L41 170L42 169V167L40 168ZM98 167V166H97ZM96 167V168H97ZM48 168V167H47ZM52 168H54V167H52ZM52 168H48V170L49 171H45L44 172V170H43V178L42 177H40V178H42L41 179V181H44V182H46L47 183V181H46V179L45 178H48V177H46V175H47V173L49 172L50 173V169L52 170ZM99 168H100V166H99ZM1 170L0 169V171L3 173V172H5L4 170ZM8 169V168H7ZM6 169V170H7ZM15 169V168H14ZM23 169V168H22ZM102 169V166H101V168H100V170ZM164 169V168H163ZM18 170V169H17ZM16 170V171H17ZM19 170H20V167H19ZM29 170H30V168H29ZM37 170H38V167H37ZM36 170V171H37ZM54 170H56V169H54ZM12 171V170H11ZM35 171V170H34ZM53 171V170H52ZM103 171V170H102ZM169 171V172H170ZM249 171V170H248ZM9 172V171H8ZM13 172H15L14 170H13ZM39 173H40V171H38ZM38 172L36 173V174H38ZM57 172V171H56ZM97 172H98V176H97V185H96V187L98 186V184H99V187H100V185H101V183H103V181L101 180V178H100V171H98V169H96V175H97ZM141 172V171H140ZM164 172V171H163ZM168 172V171H167ZM168 172V173H169ZM255 172V171H254ZM5 173H7V172H5ZM12 173V172H11ZM16 173V172H15ZM40 173V174H41ZM52 173V172H51ZM50 173V174H51ZM102 173V172H101ZM248 173V172H247ZM251 173H252V175H254V173H253V171H251ZM17 174H18V172H17ZM39 174V175H40ZM53 174V173H52ZM4 175V174H3ZM2 174L0 175V176H3ZM8 175V174H7ZM11 175V174H10ZM12 175H14V173L12 174ZM16 175V174H15ZM34 175V174H33ZM38 175V176H39ZM250 175V174H249ZM251 175V176H252ZM9 176V175H8ZM42 176V175H41ZM44 176H45V178H44ZM223 176V178L220 180V181H217V179H218V177L220 178V177H222ZM233 176V175H232ZM14 177V176H13ZM13 177H11V178H13ZM18 177V176H17ZM17 177H16V179H17ZM137 177V176H136ZM253 177V176H252ZM252 177H251V180H252ZM2 178V177H1ZM30 178V177H29ZM28 178V179H29ZM32 178H33V176L30 178L31 180H32ZM34 178H36L35 176H34ZM39 177H37V179H38ZM50 178H51V176H50ZM10 179V178H9ZM29 179V180H30ZM37 179H35V180H37ZM44 179V180H43ZM49 179V178H48ZM47 179V180H48ZM248 179H249V177H248ZM2 180H4V178H2ZM2 180L0 181V182H2ZM11 180V179H10ZM13 180V179H12ZM12 180L10 181V183L9 184H12ZM30 180V181H31ZM35 180H33L34 182H37V181H35ZM5 181V180H4ZM8 181V180H7ZM14 181H15V179H14ZM14 181H13V183H14ZM17 181H19L18 179H17ZM30 181H28L29 182V184H30ZM33 181H31V184L30 185H32V182ZM102 181V182H101ZM217 181V182H216ZM33 182V183H34ZM39 182V181H38ZM44 182H41L40 184L42 185H40L41 187H43L44 185L42 184V183H44ZM164 183V182H163ZM45 184V183H44ZM165 184V183H164ZM163 184V185H164ZM5 185H7L8 186V184H6L5 183ZM27 185L28 184H26V188L24 187V185L22 186L21 184H19V186H17L16 184H15V186L13 187V189L12 190H8V189H10V187H8V191L7 190H5V194H4V196H5V198H4V200L2 201L3 202V207L5 206L6 207V204H8L9 203V199L12 197V195L13 194H16L17 196H19V198H18V201H19V199L21 200V203L23 202H26V200L25 199H28L27 200V204H26V206H24V208L23 207H21V208H23L22 210H24L25 208H27L26 210H30L31 211V216L29 217V218H27L26 219V217L27 216H25V217H20V216H23L24 214L25 215H27L26 214V212H25V210L23 211V212H25L23 215H20V214H18V212H17V208L15 209L16 211V213L15 214H13L12 216L14 217L13 219H12V222H11V219H10V217H9V223H11L10 225H12V224H14V227H15V232H14V236H15V234L17 235L18 233V237H19V235H20V232H22L23 230V232H25L26 230H28V232H29V229H30V227H32L33 228V224L35 223L36 224V222H38V220H37V217L36 216H38V213H37V215H36V213H35V209H33V208H35V205H37V203H36V199H37V197L40 195L39 194V192H38V190H40V189H38V188H41L40 186H38V183L37 184H34V185H32V186H30V185H28L29 187H27ZM214 185V187H212ZM3 186V185H2ZM11 186V185H10ZM46 186H47V184H46ZM165 186V185H164ZM210 186V187H209ZM99 187H97V188H99ZM219 187H218V189H219ZM255 187H257V186H255ZM2 187H0V189H1ZM3 188H4V186H3ZM102 188V187H101ZM101 188H99V190L101 189ZM211 188V189H210ZM253 188H254V186H253ZM252 188V189H253ZM43 188H41V190H42ZM207 189H210L209 191H211V192H209V191H207ZM260 189V188H259ZM98 190V189H97ZM234 190V191H235ZM254 190V189H253ZM261 190H262V188H261ZM161 191H162V189H161ZM207 191V192H206ZM230 191L229 192H227L228 194L230 193ZM234 191H233V193H234ZM42 192V191H41ZM40 192V193H41ZM44 192V191H43ZM42 192V193H43ZM257 192V191H256ZM209 193V194H208ZM261 193V192H260ZM259 193V194H260ZM244 194H245V197H244ZM257 194V193H256ZM255 194V195H256ZM48 195V194H47ZM248 195V196H247ZM0 196H1V193H0ZM44 196V193H43V195H42V198H44L43 197ZM230 196H231V194H229V199H228V201H229V204H230V199H233V197H234V200H235V202L237 203L238 201H236V199H235V196H231V198H230ZM259 196V195H258ZM15 197V196H14ZM39 197H41V195L39 196ZM45 197H46V195H45ZM47 197H49L50 198V196H47ZM264 197V196H263ZM263 197H261L262 199H263ZM16 198V199H17ZM42 198H38V199H40V200H42V202L44 201ZM49 198H46V199H49ZM257 198V197H256ZM2 199V198H1ZM37 199V200H38ZM45 199V198H44ZM51 199V198H50ZM257 199H260V198H257ZM13 200V199H12ZM25 200V201H24ZM40 200H38V201H40ZM157 200V199H156ZM161 200V201H162ZM13 201H15V199L13 200ZM37 201V202H38ZM45 201H47V200H45ZM160 201V202H161ZM162 201V202H163ZM233 201V200H232ZM264 201V200H263ZM8 202V203H7ZM41 202V204H43ZM49 202H51V201H49ZM256 202V201H255ZM18 203V202H17ZM22 203V204H23ZM36 203V204H35ZM40 203V202H39ZM45 203V202H44ZM48 202H46V204H47ZM64 203V202H63ZM62 203V204H63ZM222 203V204H223ZM225 203H227V202H225ZM234 203V202H233ZM233 203H231V204H233ZM242 203V202H241ZM258 203H259V201H258ZM21 204V205H22ZM41 204H38V205H40V207L41 208H43L42 206H46V204H44V205H42L41 206ZM49 204H51V203H48V206H49ZM57 204V203H56ZM55 204V206H57ZM59 204V203H58ZM65 204V203H64ZM160 204V203H159ZM228 204V203H227ZM228 204V205H229ZM240 204V201L238 202V204L237 205H239ZM11 205V204H10ZM20 205V206H21ZM25 205V204H24ZM36 206L37 208H39V206ZM66 205V204H65ZM236 204H235V206H237ZM243 205V204H242ZM51 206V205H50ZM54 205H53V203H52V207H53ZM230 206V205H229ZM233 206V205H232ZM231 206V207H232ZM240 206V205H239ZM238 206V207H239ZM243 206V207H244ZM264 206V205H263ZM4 207V208H5ZM47 207V206H46ZM52 207H50V210L52 209ZM65 207V206H64ZM225 207H226V205H225ZM4 208H1V205H0V209L2 210H4ZM20 208V209H21ZM37 208H36V212H38L37 211ZM45 208V207H44ZM44 208H43V210H44ZM162 208H159V210H158V212L160 211V209H162ZM227 208H228V206H227ZM233 208H237V207H234L233 206ZM240 209H243V208H241V207H239ZM6 209V208H5ZM40 209V208H39ZM38 209V210H39ZM226 209V208H225ZM229 209V208H228ZM232 209V208H231ZM230 209V210H231ZM34 210V211H33ZM45 210H46V208H45ZM53 210V209H52ZM43 211L44 213H50V212H53V211ZM56 210V209H55ZM58 210V209H57ZM61 210V209H60ZM217 210V211H216ZM224 210V209H223ZM235 210V209H234ZM27 211V212H28ZM29 211V212H30ZM162 211V210H161ZM160 211V212H161ZM165 211V210H164ZM168 211V212H169ZM261 211V210H260ZM4 212H6V210H4ZM57 212V211H56ZM55 212V213H56ZM163 212V211H162ZM168 212H167V214H168ZM173 212V213H174ZM202 212H204L206 215H207V217H208V219H207V217H205L206 219L204 220V221H202L203 223L204 222H206L207 220V223H204V224H202L201 222H199L200 220H199V216H200V219H201V216H202ZM226 212H227V210H226ZM229 212V211H228ZM236 212V211H235ZM263 212H264V210H263ZM1 214H2V212H0ZM12 213H14V212H12ZM20 213V212H19ZM35 213V214H34ZM43 213V214H44ZM165 213V214H164ZM200 213H201V215H200ZM232 213H233V210H232ZM231 213V214H232ZM242 213V212H241ZM5 214L6 213H4V216H5ZM58 214H59V211H58ZM166 214V212H163V214L162 213H160V216L162 215V216H164V215H166V216H168ZM227 214H229V213H227ZM7 215V214H6ZM20 215V216H19ZM30 215V213H28V216ZM36 215V216H35ZM46 215V216H45ZM44 216L45 217H47V214H45ZM158 215H159V213H158ZM206 215H204V216H206ZM235 215V214H234ZM234 215H232V216H234ZM240 215V217H241V214H239ZM243 215V214H242ZM48 216H49V214H48ZM51 216L52 217H50L49 219H48V217L45 219L43 216V222H46V220L48 219V220H51V222H52V224L50 223V221H48L47 220V222H49V223H46V224H50V225H53L54 227L56 226L55 225V223L53 224V222H55V220L57 219V216H55L54 214L52 215V213H51ZM53 216H55V217H53ZM159 216V217H160ZM237 216V215H236ZM3 217V216H2ZM1 217V218H2ZM42 217H41V219H42ZM203 217V216H202ZM7 218V217H6ZM12 218V217H11ZM16 218H18V221L16 222L17 224H15V223H13L14 221H16L17 219ZM25 218V219H24ZM151 217H149V219H150ZM162 218V217H161ZM160 218V220H163V218L161 219ZM204 218V217H203ZM245 218H246V216H245ZM256 218H258V217H256ZM4 219V218H3ZM38 219H39V217H38ZM40 219V220H41ZM45 219V220H44ZM157 219V218H156ZM155 219V220H156ZM166 219H168V220H166ZM215 219H216V221H215ZM228 219H229V217H228ZM233 219V218H232ZM232 219H230L231 221H232ZM254 219V218H253ZM253 219H252V221H253ZM259 219V218H258ZM58 220V219H57ZM147 220V219H146ZM214 221H215V224H214ZM234 221V220H233ZM232 221V222H233ZM237 221V220H236ZM236 221H234V222H236ZM239 221V220H238ZM237 221V222H238ZM264 221V220H263ZM5 222H8L7 220H5ZM191 222L192 223H194V226H193V224H191ZM225 222V223H226ZM150 223V222H149ZM246 223H248V222H246ZM254 223H255V221H254ZM160 224H159V226H160ZM235 224V223H234ZM241 224V223H240ZM248 224H250V223H248ZM58 225V224H57ZM151 225H153L152 223H151ZM155 225V224H154ZM158 225V224H157ZM213 225V226H212ZM243 225V224H242ZM253 225V224H252ZM52 226V227H53ZM145 226V225H144ZM227 226V225H226ZM10 227V226H9ZM13 227V226H12ZM48 228L50 227V226H47ZM161 227V226H160ZM239 227H241V226H239ZM238 227V228H239ZM6 228H8V226H5V228L4 229H6ZM48 228H45V230H48ZM158 228V227H157ZM162 227H161V229H163ZM211 228V229H210ZM233 228V227H232ZM14 229V228H13ZM13 229H11V230H13ZM49 229H51V228H49ZM53 229H55V228H52V230ZM226 230H227V228H225ZM231 229V228H230ZM229 229V230H230ZM240 229V228H239ZM7 230V229H6ZM5 230V231H6ZM8 230H9V228H8ZM10 230V231H11ZM150 231L148 232L150 235H152V237H153V233L154 232H152L151 231V229H149ZM164 230V229H163ZM232 230V229H231ZM4 231V232H5ZM9 231V233L11 234L12 232H10ZM42 231H44V229L42 230ZM49 231H51V230H48V232ZM147 231V230H146ZM166 231V230H165ZM22 232V233H23ZM46 233H48L47 231H45ZM53 232H54V230H53ZM145 232V231H144ZM234 232V231H233ZM5 233H8V231L7 232H5ZM9 233L8 234H6L7 235V237L6 238H9V237H11V236H13V235H11V236H9ZM226 233H227V231H226ZM235 233V232H234ZM262 233V234H261ZM261 233H259V234H261L258 238H257V241L256 242H254L253 243V246H252V249L250 248L249 250H246L247 248H245V250L244 251H241L239 248V250L237 249V248H233L232 249V251L230 252V255H229V253H228V256H222V258L220 259V261L219 262H221L222 264H264V233L263 232H261ZM13 234V233H12ZM48 234H51L50 232L48 233ZM47 234V235H48ZM55 234H57V232H55ZM142 234H144V233H142ZM157 234V233H156ZM224 234V233H223ZM5 235V236H6ZM42 235H43V233H42ZM44 235H46V234H44ZM43 235V236H44ZM52 235H54V233H52ZM145 235V234H144ZM231 235V234H230ZM1 236V235H0ZM17 236H15V238L17 237ZM21 236V235H20ZM57 236V235H56ZM55 236V237H56ZM143 236V235H142ZM154 236H155V233H154ZM223 236H225V235H223ZM251 236V235H250ZM22 237V236H21ZM45 237V236H44ZM55 237H53V238H55ZM59 236H57L56 238H58ZM144 237V236H143ZM156 237H158V236H156ZM155 237V238H156ZM192 237V236H191ZM231 237V236H230ZM13 238V237H12ZM41 238H43V237H41ZM40 238V239H41ZM147 238H149V236L147 237ZM147 238L143 241V243H145V241H147ZM154 238V237H153ZM225 238V237H224ZM2 239H3V236H2ZM45 239V240H44ZM51 235L49 236L48 235V237L47 238H43V240H44V242L39 246V245H36V243H35V245H36V249H34V250H36L35 251V253L34 254H32V255H30V257H28V259H24V260H22L20 257H21V255L18 257H16V258H14V255H12V253L14 254V250L12 249V246H9L8 245V243H7V245L9 246V247H5V246H2V244H0V264H57L58 263V260H59V257L62 255V252H63V246H62V244L61 243H58V244H60V245H58L57 247H58V250H57V247H56V245H55V249H56V252L54 251V248H53V246L51 247ZM157 239V238H156ZM156 239H154V241L156 240ZM162 239V238H161ZM165 239H166V237H165ZM168 239H170V238H168ZM192 239H194V240H196L195 238H192ZM221 239H223V238H221ZM228 239V238H227ZM253 239V238H252ZM14 240V239H13ZM39 240V239H38ZM42 240V241H43ZM53 240V242H54V240L55 239H52ZM141 240V242H142V239H140ZM158 240V239H157ZM5 241H6V239H5ZM15 241V240H14ZM40 241V240H39ZM41 241V242H42ZM57 241V240H56ZM160 241V240H159ZM158 241V242H159ZM198 241V242H199ZM225 241V240H224ZM251 241V240H250ZM2 242V241H1ZM11 242V241H10ZM38 242V241H37ZM68 242V241H67ZM151 241H148V242H146L147 244H151V245H149L150 246V248H147V250L145 251V252H147L148 250H149V254H150V249H151V247H152V243H150ZM157 242V246H159V245H164V247H163V249H164V251H163V253L165 254V255H168L167 256V258H173V254H171V252H170V247H171V239L170 240H161V243L162 242H164L163 244H161V243H158ZM188 242V241H187ZM195 242V241H194ZM197 242V241H196ZM238 242V241H237ZM15 243V242H14ZM13 243V244H14ZM69 243V242H68ZM145 243V244H146ZM155 243H156V241H155ZM189 243V242H188ZM219 243V242H218ZM218 243H216V245L218 244ZM6 244V243H5ZM13 244H11V245H13ZM16 244V243H15ZM39 244V243H38ZM65 244V243H64ZM70 244H73V243H71L70 242ZM145 244H143V245H145ZM154 244V243H153ZM220 244V243H219ZM6 245V246H7ZM34 245V244H33ZM34 245V246H35ZM141 245V247H142V244H140ZM156 245V244H155ZM154 245V246H155ZM181 245V244H180ZM221 245H222V243H221ZM224 245V244H223ZM222 245V246H223ZM15 245H13V247H14ZM38 246V247H37ZM213 246H211V247H213ZM10 247H11V249H10ZM50 247V248H49ZM69 247V246H68ZM144 247V246H143ZM143 247H142V249H143ZM145 247H146V245H145ZM160 247V246H159ZM199 247H201V246H199ZM17 248V247H16ZM51 248H53L52 250L55 252V253H57V254H55V256L57 255V258L56 259H54L55 258V256L53 257V259L55 260H53V262H52V260H51V262H47L46 261V259H45V255H47V254H49V250L51 249ZM65 248V247H64ZM73 248V247H72ZM154 247H152V249H153ZM156 248H158V247H156ZM180 248V247H179ZM196 248V247H195ZM220 248V247H219ZM159 249H161V248H159ZM159 249H153L154 251H156L157 250V252L156 253H158L159 254ZM65 250V249H64ZM139 250V249H138ZM193 250V249H192ZM217 250V249H216ZM12 251V252H11ZM29 251H31V250H29ZM28 251V252H29ZM140 251V250H139ZM138 251V252H139ZM152 251V250H151ZM199 251V250H198ZM228 251V250H227ZM54 252H52V253H54ZM145 252L143 251V253L142 252H140V254L142 253V254H145ZM193 252V251H192ZM51 253V252H50ZM154 253V252H153ZM135 255L136 257H138V256H141V255ZM152 254V253H151ZM163 254V255H164ZM208 254V253H207ZM24 255V254H23ZM217 255V254H216ZM63 256V255H62ZM147 257V258H149L148 257V254H145V255H142V257ZM219 256V255H218ZM24 257V256H23ZM26 257V256H25ZM51 257V256H50ZM162 257H164V256H162ZM161 257V258H162ZM187 257V256H186ZM132 258H133V256H132ZM189 258V257H188ZM220 258V257H219ZM52 259V258H51ZM144 259H146V258H144ZM163 260V262H164V258H162ZM218 259V258H217ZM26 260V261H25ZM136 261L138 260L137 258L135 259ZM206 260H207V258H206ZM205 260V261H206ZM136 261H133L134 262V264H135V262ZM146 261V260H145ZM157 262V261H156ZM205 263V262H204ZM203 263V264H204ZM215 263V262H214ZM217 263V262H216ZM85 264V263H84ZM138 264V263H137ZM187 264V263H186ZM206 264V263H205ZM208 264V263H207ZM220 264V263H219Z\"/></svg>",
    "mask_w": 264,
    "mask_h": 264
}]
</instances>
